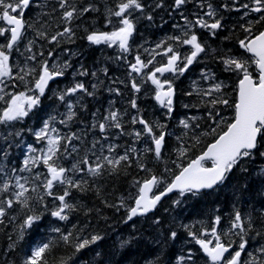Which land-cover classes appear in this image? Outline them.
<instances>
[{
  "label": "trees",
  "instance_id": "1",
  "mask_svg": "<svg viewBox=\"0 0 264 264\" xmlns=\"http://www.w3.org/2000/svg\"><path fill=\"white\" fill-rule=\"evenodd\" d=\"M119 2L120 0H68L70 6L76 7L78 14V18L73 19L70 24H66L62 19L65 9L60 8L59 0H32L30 7L25 10L26 27L23 37L10 52L9 64L13 77L17 74L22 75L20 68L25 65L35 67L39 72L40 63L45 60L50 67L64 62H68L71 67L65 70L63 76L51 82L41 97L39 107L34 108L22 122H15L9 126L0 125V133L5 136L9 132L15 133L23 129L20 137L13 135L8 140L0 139V150L9 152L5 162L6 175L0 173V185L9 177H12V183H15L13 168L17 169L15 175L29 177L30 183L26 185L29 189L33 184L39 183L32 180V177L36 172L46 173L47 170L42 165L33 168L32 172H20L19 169L25 155L28 154L27 145L31 144L37 149L45 147V142H37L28 129L39 130L50 115L56 116L52 126L61 136L75 133L80 138L72 141V145H75L78 151L72 152V145H68L71 154L60 160L66 168H71L74 162L81 160L85 155L94 164L95 156L92 155V151H95L96 156L110 157L123 155L129 149L136 151L129 152V163L121 162L115 173L106 166L102 176L92 177L84 165H81L86 168L84 172L70 173L75 180L87 181L84 185L87 190L70 189L71 195L66 199L76 208L68 214L67 220H60L51 215V211L59 206L58 200L45 196L44 202H39L36 197L38 193L43 194L42 188L38 189V193L29 191L27 195L32 197L29 207L14 203L12 208L7 209L6 216L0 218L3 219V223H0V264H23L35 247L50 241L52 247L47 253L48 264H61L62 261H66V264H212L189 233L194 232L199 237L204 230L213 227L216 216L221 218L219 225L216 226L218 232H226L236 211H240L245 220L250 216L253 222V230L248 234V244L241 255L242 264L251 259L248 253H253L264 261V254L257 251L264 245V179L256 175L260 168L264 167V158L259 155L252 161H245L244 166L248 169L246 173H242L239 168L234 169L228 180L213 190L202 191L199 196L181 197L179 192L170 194L153 212L136 216L132 220L127 219L128 208L133 206L138 193L135 181H143L153 174L170 180L172 174L179 171L177 164H186L213 141L215 137L207 135L216 126L209 118V111H212L213 115L219 111L220 117L230 122L234 115L231 107L217 105L213 109L210 104L205 103L212 97L197 93L209 89L215 83L223 82L226 85L222 90L225 98L229 99L230 104L234 102L240 77L234 72L226 71L221 58L250 57L249 53L240 48L239 40L249 36L244 30L245 27L258 20L261 14L251 11L255 7L253 0H188L180 8H176L175 0H140L144 5L143 11L135 10L129 17L135 23V32L129 42L130 51L123 52L118 44L109 46L105 43L99 45L90 43L86 38L88 34L110 32L119 26L118 18L111 17L112 24H107L106 19L107 10H116ZM158 4L162 6L157 7ZM209 4L215 10L214 18L205 15ZM245 4L249 7L244 8ZM89 6L96 10L79 15L83 8ZM148 15L152 16V20L146 18ZM183 17L193 22L197 17H203L209 23L219 19L222 27L215 30V35L207 29L199 27L193 29L200 41L206 45V53H201L198 62L190 66L182 76L174 77L171 73H165L164 76L157 74L161 80L165 78L172 80L175 88L174 111L171 117H168L167 110L154 99L155 86L146 81L144 74L154 66L166 63L167 57L163 55V50L156 49V52L161 53L156 55L152 49L170 36L182 35L180 28L174 25L183 27L185 23ZM0 26L6 27V24L0 22ZM66 26H70L75 33L71 41L64 36L58 37V44L49 43L51 36L62 32ZM263 28L264 22L254 24L252 34ZM37 31L44 32L45 37L39 36ZM30 41L31 52L27 50ZM6 43L7 40L0 37V44ZM167 43L182 55L191 51L188 45H178L171 40ZM145 49L149 51L146 52ZM50 51L53 53L51 57L48 55ZM41 52L43 56L40 55ZM138 54L145 62L155 56L153 64L139 75L132 72L130 67L135 63ZM33 55L36 56L35 60L28 59ZM81 70H87L88 75H79ZM249 70L254 76L258 75L255 65ZM202 71L214 74L215 79L205 80L201 75ZM93 72L96 73L95 76L92 75ZM133 79L141 85L139 93H135L131 87ZM25 80L28 82L27 88L34 87L33 76H26ZM77 82H82L93 95L78 91L67 96L65 102L59 101L53 95L54 92H62ZM0 87L4 88L5 93L27 91L25 83L18 79L4 78V84ZM117 89L119 94L115 91ZM216 95L218 94L213 93V96ZM133 99H136L139 113L131 106ZM68 102L72 103V111L75 112L71 120H67ZM4 106L5 103L0 101V109ZM116 110L121 114L123 130L109 127L106 134H102L98 127H93L104 122V117L110 111ZM135 116H142L149 122H158L166 126L164 131L167 135L159 160L153 151H145L146 148H154L147 135L139 139L135 137L134 132L143 131V125L132 123ZM220 117L216 119L219 120ZM61 120H66V123H60ZM181 120H188L191 128L185 129L180 124ZM159 131L160 129H156L157 134ZM52 134L56 135L50 133ZM95 141L99 143L92 149ZM65 143L62 141L61 151ZM9 144H12L11 148L8 147ZM109 145L115 146L111 153L108 152ZM181 148L188 149L187 156L179 155ZM90 149L92 151H89ZM0 160H3L2 156ZM138 160L144 163L150 172L140 170L137 166ZM166 168L171 169V172H166ZM162 188L163 185L155 191ZM63 190L62 185H57L54 189L56 195L63 194ZM12 191H15V188L8 193L0 194V200L12 198ZM177 200L180 201L179 204L174 203ZM41 213L43 214L41 220L31 228H25L23 239H20L21 226L25 218ZM156 220H159V224L154 223ZM53 229H60V232ZM173 231L177 233L175 239L170 236ZM69 232L72 233V237L66 243L61 238V233ZM257 232L261 234L258 236ZM93 235H100L102 239L76 251L74 247L76 243L83 239L90 240ZM204 238L213 239L210 235ZM229 238L235 241L233 249L238 250L239 238L223 237L225 242ZM190 254L192 259L187 260ZM181 257L185 260L181 261Z\"/></svg>",
  "mask_w": 264,
  "mask_h": 264
},
{
  "label": "snow or ice",
  "instance_id": "2",
  "mask_svg": "<svg viewBox=\"0 0 264 264\" xmlns=\"http://www.w3.org/2000/svg\"><path fill=\"white\" fill-rule=\"evenodd\" d=\"M188 0H175L176 8H180L182 5L187 3ZM255 7L251 9L252 12L260 13V17L254 23H250L248 27H245V32L249 33V36L245 39L239 40V46L246 53L251 54L248 59L241 57H227L221 58L224 63L225 70L236 73L240 78L236 86V98L232 104L229 99L225 98L223 88L226 87L223 82L213 84L207 90H201L198 95L205 97H212L210 100L205 101L206 104H210L213 109L217 105L229 106L233 109L234 115L230 122L220 117L219 111L213 115L212 111H209V118L213 120L216 125L211 129L207 135H212L215 138L207 145L206 149L202 151L195 158L189 159L186 164H177L179 171L172 174V178L167 180L163 176L150 175L143 181H135V186L138 187V193L134 199V206L128 208V220H132L138 215H146L150 211L156 208L157 204L162 200L163 197L174 191L179 192L181 197L186 195L199 196L202 191L213 190L219 185L224 184L234 169L239 168L242 173L248 171L247 167L244 166L245 161H252L257 155L264 158V31H259L257 34H252V28L254 24L264 22V0H253ZM32 0H0V22L6 24V27L0 26V37H4L7 40L6 44H0V85L4 84V78L18 79L25 83L27 88L28 82L25 80L26 76L34 77V87L27 88V91L5 93L4 88L0 87V101L5 103V106L0 109V125L9 126L15 122H22L26 117L29 116L30 112L39 107L41 104V97L44 96L46 89H48L49 82L53 81L57 77L64 75L65 70L71 65L68 62L63 64H53L51 67L48 61L45 60L40 63L39 72L35 67L20 68V73L13 77L12 68L9 64L10 52L18 44L23 37V32L26 27V21L24 20L25 10L30 7ZM60 8L65 9L63 12L62 19L66 24H70L75 18H78L77 9L74 5L70 6L68 0H59ZM162 5H157L160 7ZM227 7V6H225ZM244 8H248L249 5H243ZM144 5L140 0H120L116 6V10H107V24H112L111 17L118 18V27L110 32H92L87 35V40L92 43L99 45L101 43L118 44V47L123 52H128L131 49L129 43L130 38L135 32V23L129 17L135 10L143 11ZM92 6L83 8L79 15H82L88 11H94ZM206 16L214 18L216 13L212 8V5H208V11L205 13ZM148 20H152V16L146 17ZM184 26L174 25V27L180 28L182 35L170 36L165 41H161L156 44L155 49H152L156 55L161 53L156 52V49H162L163 55L167 57L166 63L160 66H154L145 73L146 81H150L154 88V99L158 104L166 109V114L171 117L174 111V97L175 88L173 81L167 78L161 80L159 76H164L165 73H171L174 77L182 76L190 66L198 62V58L201 53H206V45L203 44L198 35L193 31L194 28L199 27L209 30L215 35V30L222 27L221 21L215 19L214 22L209 23L203 17H197L193 21H189L187 17H183ZM31 26V25H29ZM10 34V35H9ZM37 34L41 37H45L44 32L37 31ZM75 35L73 29L70 26L64 27L62 32H58L56 35L51 36L49 43H59L58 37L67 36L69 41ZM171 40L178 45H188L191 51L187 54L182 55L172 45L168 44L167 41ZM31 41L29 42L28 51L31 52ZM145 51H149L145 49ZM214 51V50H213ZM43 56V53H40ZM49 57L53 55L50 51ZM28 59L35 60L36 56H30ZM149 59L147 62L141 59L138 54L135 57V63L131 64L132 72L138 75L143 72L144 69L148 68L149 65L153 64V60ZM252 65H255L258 75L254 76L249 70ZM79 75H88L87 70H81ZM105 74L107 70L105 69ZM92 75H96L95 72ZM202 77L205 80L215 79L214 74L210 72H201ZM16 85H13L15 87ZM95 88L96 86L93 85ZM131 87L135 93L141 91V85L138 84L135 79L131 82ZM85 92L88 95L93 93L88 92L87 88L82 82L75 83L72 87L63 90L62 92L53 95L61 101L65 102V98L76 92ZM119 94V90H115ZM33 93V94H29ZM213 93L218 95L213 96ZM192 95V93H188ZM7 97V99H6ZM131 106L134 109H139L137 106L136 99L131 101ZM67 107L69 112L67 114V120H71L75 116V112L72 111L73 105L68 102ZM189 107V105H185ZM120 116L118 110L110 111L107 116L104 117V122H100L98 127L102 134H106L107 128L115 127L123 130V126L120 122ZM216 117H220L219 120ZM195 119V118H192ZM56 121L55 115H50L48 119L43 122V126L36 131L28 129L32 132L37 142H45V147L37 149L33 145H27V153L22 162V167L19 169L20 172H32L33 168L43 166L46 168V173L36 172L32 177V180L38 181L39 183L33 184L31 189L27 187L30 183L29 177L15 175L17 169L13 168L12 173L14 175L15 183H12V177L5 179L2 185H0V194L8 193L11 189L15 188V191L11 192L12 198L0 200V218H3L7 214V209L12 208L14 203L20 204L22 207H29V201L32 199L31 196L27 195L29 191L38 193V189H43V194L37 195L39 202L43 203L45 196L53 197L54 200H58L59 206L51 211L53 217H57L60 220H67L68 214L75 210L76 206L67 201V197L71 195L70 189H77L80 191H86L84 185L87 181L75 180L70 173L84 172L85 168L81 165L87 166V172L92 177H100L106 170V166L110 167L111 172L115 173L118 171V166L121 162L129 163L130 155L129 152H135L136 149L126 150L123 155L118 157L110 156H96L95 151L92 149L96 148V144L99 141H95L92 145V155L95 156V163L90 162V159L85 155L81 160H78L72 164L71 168L64 167L60 160L71 153L68 151V145H72L73 140L80 139L75 133L67 136H61L58 130L52 125ZM111 123H108V122ZM60 123H66V120H61ZM132 123H139L143 125V131L134 132L137 139L144 135H147L154 148H146L145 151H153L155 157L159 160L162 156V149L165 144V138L167 133L164 131L166 127L158 122L152 123L145 120L142 116H135L132 118ZM180 124L185 129L191 128L188 120H181ZM223 126V127H222ZM156 129H160L157 134ZM220 129V131H217ZM23 133V129L16 131L15 133L9 132L7 136L0 133V139L8 140L13 135L20 137ZM50 133H56V135H50ZM180 139V138H178ZM62 141H65L63 151H61ZM197 142H199L197 138ZM18 146V145H17ZM9 148L12 144L8 145ZM103 146H101V151ZM115 150V146L109 145L108 152L111 153ZM72 152H77L78 149L75 145H72ZM188 149L181 148L179 155L181 157L187 156ZM38 153V154H37ZM9 155L7 150H0V156L3 160H0V173H5L6 160ZM210 162V165L209 163ZM175 163V162H174ZM137 166L140 170L150 172L144 163L137 161ZM166 172H171V169L166 168ZM6 175V173H5ZM259 178L264 179V167L256 173ZM21 181H24L23 183ZM57 185L64 186L63 194L56 195L54 189ZM163 185L162 190L154 192V189L160 188ZM247 185H245V188ZM151 194V195H150ZM123 206V201L121 202ZM179 204L180 201H174ZM47 211V206L45 205ZM41 214L28 215L25 218L24 224L21 226L20 239H23L24 229L31 228L34 224L39 222L42 218ZM221 218L215 217L213 227L210 230H204L198 237L196 233L190 232L189 234L195 239V242L200 246L203 252L210 258L212 264H242L241 255L245 252L248 244V234L253 230V222L249 216L245 220L244 216L240 211H236L231 220L230 227L226 232H218L217 225H219ZM0 223H3V219H0ZM159 224V220L154 221ZM53 231L60 232V229H53ZM261 233L257 232L259 236ZM211 236L213 239H207L204 237ZM172 239H175L177 233L175 231L170 234ZM236 236L239 238L238 250L233 249V241L231 238L225 242L223 237ZM72 233L67 234L61 233V238L67 243L70 241ZM77 239H79L77 237ZM102 239L100 235H93L91 239H83L76 243L74 247L76 251H80L90 243H95ZM127 243V242H124ZM51 241L48 243H42L35 247L23 262V264H48L47 253L51 250ZM257 251L264 254V245H262ZM228 254V255H225ZM251 258L249 261H245L244 264H264L258 257L254 256L253 253H248ZM191 254L187 257V260H191ZM185 258L181 257V261ZM61 264H66V261H62Z\"/></svg>",
  "mask_w": 264,
  "mask_h": 264
},
{
  "label": "water",
  "instance_id": "3",
  "mask_svg": "<svg viewBox=\"0 0 264 264\" xmlns=\"http://www.w3.org/2000/svg\"><path fill=\"white\" fill-rule=\"evenodd\" d=\"M261 31H264V29H262ZM51 82H52V81H50L49 84H50ZM209 144H210V143H209ZM205 149H206V148H205ZM205 149H204V150H205ZM174 192H177V191H174ZM174 192H172V193H174ZM172 193H169L168 195H170V194H172ZM150 195H151V194H150ZM165 197H166V196H165ZM165 197H163L162 200H163ZM162 200H161V201H162ZM161 201H160V202H161ZM160 202H159V203H160ZM159 203H158V204H159ZM158 204H157V205H158ZM133 206H134V205H133ZM153 211H154V209H153L152 211H150L149 213H151V212H153ZM149 213H147V214H149ZM147 214H146V215H147ZM138 216H141V215H138ZM202 251H203V250H202ZM204 254H205V253H204ZM205 255H206V254H205ZM225 255H227V254H225ZM209 259H210V258H209Z\"/></svg>",
  "mask_w": 264,
  "mask_h": 264
},
{
  "label": "bare ground",
  "instance_id": "4",
  "mask_svg": "<svg viewBox=\"0 0 264 264\" xmlns=\"http://www.w3.org/2000/svg\"><path fill=\"white\" fill-rule=\"evenodd\" d=\"M35 3V2H34ZM254 5V4H253ZM249 13V12H248ZM209 18V17H208ZM155 47V46H154ZM32 113V112H31ZM17 127V126H16ZM53 135V134H52ZM86 169V168H85ZM87 174V173H86ZM222 231V230H221ZM193 250V249H192ZM182 256V255H181ZM195 256V255H194ZM177 262V261H176Z\"/></svg>",
  "mask_w": 264,
  "mask_h": 264
}]
</instances>
